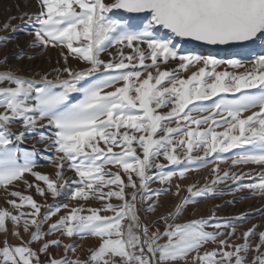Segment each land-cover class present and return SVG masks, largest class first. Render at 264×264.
I'll list each match as a JSON object with an SVG mask.
<instances>
[{
  "label": "rangeland",
  "instance_id": "rangeland-1",
  "mask_svg": "<svg viewBox=\"0 0 264 264\" xmlns=\"http://www.w3.org/2000/svg\"><path fill=\"white\" fill-rule=\"evenodd\" d=\"M114 1L0 0V264H264V37Z\"/></svg>",
  "mask_w": 264,
  "mask_h": 264
},
{
  "label": "water",
  "instance_id": "water-1",
  "mask_svg": "<svg viewBox=\"0 0 264 264\" xmlns=\"http://www.w3.org/2000/svg\"><path fill=\"white\" fill-rule=\"evenodd\" d=\"M112 12L141 19L184 46L231 53L264 37V0H115Z\"/></svg>",
  "mask_w": 264,
  "mask_h": 264
},
{
  "label": "bare ground",
  "instance_id": "bare-ground-1",
  "mask_svg": "<svg viewBox=\"0 0 264 264\" xmlns=\"http://www.w3.org/2000/svg\"><path fill=\"white\" fill-rule=\"evenodd\" d=\"M114 3H115V1H114ZM112 12V11H111ZM125 17H127V18H130V17H128V16H125ZM158 29V28H157ZM160 30V29H159ZM160 31H162V30H160ZM172 37V36H171ZM173 38V37H172ZM174 39V38H173ZM175 40V39H174ZM176 41H178V40H176ZM179 43H181L182 45H183V43L181 42V41H179ZM255 44H253V45H251V46H249V47H247L246 49H244V50H249L251 47H253ZM184 46V45H183ZM201 50H203V51H205L204 49H201ZM242 51V50H241ZM210 52H212V51H210Z\"/></svg>",
  "mask_w": 264,
  "mask_h": 264
},
{
  "label": "built area",
  "instance_id": "built-area-1",
  "mask_svg": "<svg viewBox=\"0 0 264 264\" xmlns=\"http://www.w3.org/2000/svg\"><path fill=\"white\" fill-rule=\"evenodd\" d=\"M149 245L153 246V240L150 238Z\"/></svg>",
  "mask_w": 264,
  "mask_h": 264
}]
</instances>
